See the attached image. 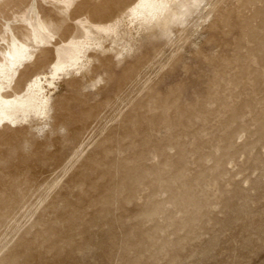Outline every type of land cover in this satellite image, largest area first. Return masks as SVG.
<instances>
[{
	"label": "rangeland",
	"instance_id": "obj_1",
	"mask_svg": "<svg viewBox=\"0 0 264 264\" xmlns=\"http://www.w3.org/2000/svg\"><path fill=\"white\" fill-rule=\"evenodd\" d=\"M137 1L0 0V264H264V0Z\"/></svg>",
	"mask_w": 264,
	"mask_h": 264
},
{
	"label": "bare ground",
	"instance_id": "obj_2",
	"mask_svg": "<svg viewBox=\"0 0 264 264\" xmlns=\"http://www.w3.org/2000/svg\"><path fill=\"white\" fill-rule=\"evenodd\" d=\"M188 6L189 4H183L179 10H177V6L170 7L169 11L163 15L165 9L164 4H159L156 0H138L131 7L130 11L133 15H145L148 16L151 21L157 20L156 25L151 24V29L154 30L157 26L164 25L171 17L178 13H182L181 9ZM159 15L160 17L158 18L157 16ZM79 53L81 52L79 51ZM68 67V64L55 63L53 65V71L50 73H42L32 78L28 84L25 105L29 107L35 115L43 117L48 116L50 111V97H48V93H51V90L56 88V80L59 78L60 73ZM13 101L17 102L18 100L13 99ZM6 103L11 104V100H7ZM4 117L6 116L0 111V120L4 119Z\"/></svg>",
	"mask_w": 264,
	"mask_h": 264
}]
</instances>
